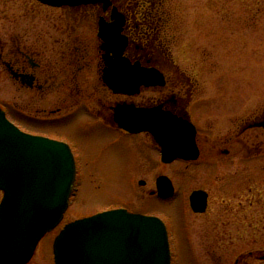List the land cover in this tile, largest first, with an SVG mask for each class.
<instances>
[{
  "label": "rangeland",
  "instance_id": "rangeland-1",
  "mask_svg": "<svg viewBox=\"0 0 264 264\" xmlns=\"http://www.w3.org/2000/svg\"><path fill=\"white\" fill-rule=\"evenodd\" d=\"M128 3L136 14L154 16L156 28L152 33L170 64L163 66V70L173 80L175 76L177 80L184 79L182 87L192 93L190 111L202 112L196 120L200 139L204 137L208 142L205 145L204 139L200 140L205 146L198 160L164 164L158 148L155 151L139 136L89 127L88 134L78 138L86 157L71 198L72 206L58 228L45 236L29 264H53L50 240L64 222L119 206L156 215L172 226L176 251L173 264L208 263L200 252L202 218L191 212L187 198L192 189L205 186L213 193V208L218 198L216 176L242 165L233 161L209 166L204 165L203 158L208 145L217 144L234 128L235 119H247L249 108L264 104V0ZM62 13L36 0H0V43L8 42L12 34L15 42H31L43 32V38L49 33L50 38H58L59 42H71L74 38L75 42L95 40L91 30L93 16L60 18ZM141 26V32L147 29V24ZM7 79L0 65V106L6 111L10 102L14 104L17 121L29 130L54 131L52 125L41 128L35 121L24 120L25 111L19 101L22 95L10 87ZM76 124L78 121L70 126L74 133L79 129ZM161 174L168 176L175 188L168 200L149 196L152 192L148 189L155 190V178ZM139 180L148 185L142 187Z\"/></svg>",
  "mask_w": 264,
  "mask_h": 264
},
{
  "label": "flooded vegetation",
  "instance_id": "flooded-vegetation-1",
  "mask_svg": "<svg viewBox=\"0 0 264 264\" xmlns=\"http://www.w3.org/2000/svg\"><path fill=\"white\" fill-rule=\"evenodd\" d=\"M45 7L63 12L60 18H88L90 14L93 16L91 30L95 34V40L75 42L74 38L71 42H59L58 38H50L49 33L46 39L43 38V32L31 42H15L12 34L8 42L0 43V65L6 73L10 87L22 95V100L19 101L25 111L24 120L35 121L41 128L52 125L55 130L32 131L23 127L17 121L15 114L18 113L12 108L14 104L11 102L6 106V115L10 121L28 133L69 145L76 166L71 198L79 183L78 177L82 170L84 171L85 155L78 138L88 134L89 127L98 126L107 131L139 136L155 151L158 148L149 133H129L115 122L116 109L123 104H132L139 108H159L177 118L190 121L196 127V143L199 149L197 160L200 158L208 142L202 137L205 145L201 143L196 125V120L202 116V112L190 111L189 101L192 93L182 87L185 85L184 79L177 80L178 77L174 75L173 80L171 74L163 70V66L170 64L160 44L155 42L152 31L156 28V20L154 21L153 15L145 12L136 14L128 0H110V6L106 9L99 4ZM113 11L122 20L121 36L126 39V42H117V47L123 44L122 56L132 64L137 63L151 71L149 74L156 82L140 85L138 91L133 94L114 92L104 81L106 50L103 47L104 42L98 36V28L101 20L111 23L116 19L112 17ZM142 24H147V31H140ZM247 111V119H235L234 128L224 134L223 138H219L217 144L208 145L205 152L204 165L215 166L220 162L224 165L233 161L242 164L239 168L224 171L216 176L218 198L215 206L211 207L213 193L205 186L192 189L188 194L187 204L191 210L189 197L192 191L206 192L204 211L194 213L191 210L202 218L200 252L208 262L206 264H264V104ZM74 121H78L76 126L79 128L75 133L70 127ZM138 184L142 187L148 185L144 180H139ZM148 190L152 192L149 193L150 197L169 199L158 197L151 188ZM71 206L69 203L65 213ZM115 208L133 212L126 206L105 210ZM100 211L104 210H96L94 213L64 222L50 240L51 250L56 235L66 223ZM167 230L173 264L176 251L172 226L167 225ZM50 233L45 236H50Z\"/></svg>",
  "mask_w": 264,
  "mask_h": 264
},
{
  "label": "water",
  "instance_id": "water-1",
  "mask_svg": "<svg viewBox=\"0 0 264 264\" xmlns=\"http://www.w3.org/2000/svg\"><path fill=\"white\" fill-rule=\"evenodd\" d=\"M55 7L100 4L110 0H38ZM111 23H99L104 42L105 83L114 92L133 94L140 85L156 83L139 64L122 56V20L113 11ZM115 122L130 133H150L160 148L161 161H194L199 156L195 127L159 108L132 104L117 107ZM70 147L60 141L21 131L0 108V264H26L40 239L62 220L75 181ZM157 194L174 193L171 180L156 179ZM193 212L206 208V192L189 197ZM54 264H170L168 234L156 216L103 211L64 226L53 244Z\"/></svg>",
  "mask_w": 264,
  "mask_h": 264
}]
</instances>
